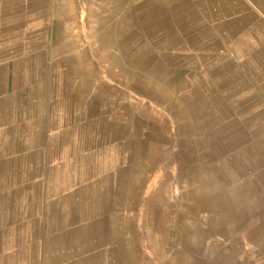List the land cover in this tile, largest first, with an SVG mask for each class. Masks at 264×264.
Wrapping results in <instances>:
<instances>
[{
    "label": "rangeland",
    "instance_id": "obj_1",
    "mask_svg": "<svg viewBox=\"0 0 264 264\" xmlns=\"http://www.w3.org/2000/svg\"><path fill=\"white\" fill-rule=\"evenodd\" d=\"M31 3L0 16V264L104 230L264 264V0Z\"/></svg>",
    "mask_w": 264,
    "mask_h": 264
},
{
    "label": "crops",
    "instance_id": "obj_2",
    "mask_svg": "<svg viewBox=\"0 0 264 264\" xmlns=\"http://www.w3.org/2000/svg\"><path fill=\"white\" fill-rule=\"evenodd\" d=\"M146 1H151L150 7L155 10L154 13L165 14V0ZM31 5L34 7L31 0H0V16L12 18L19 12L32 14L27 11ZM260 247V254L264 256V244ZM49 248L51 250L48 253L34 259V264H139L137 245L130 241L123 242L119 233L116 234L113 230H104L103 239L85 241V250L77 254L71 255V251L66 250V247L61 250Z\"/></svg>",
    "mask_w": 264,
    "mask_h": 264
},
{
    "label": "bare ground",
    "instance_id": "obj_3",
    "mask_svg": "<svg viewBox=\"0 0 264 264\" xmlns=\"http://www.w3.org/2000/svg\"><path fill=\"white\" fill-rule=\"evenodd\" d=\"M53 4V3H52ZM55 4V3H54ZM53 8V7H52ZM102 16V15H101ZM60 18V17H59ZM178 18V17H177ZM62 20V19H61ZM42 23V22H41ZM241 23V22H240ZM63 26V25H62ZM62 28V27H61ZM59 29V28H58ZM95 30H96V28H95ZM62 40V39H61ZM64 40V39H63ZM61 42V41H60ZM141 46V45H140ZM59 48H60V46H59ZM63 48V47H62ZM142 50V49H141ZM62 52V51H61ZM77 59V58H76ZM77 61V60H76ZM84 64V63H83ZM138 64V63H137ZM77 66V65H76ZM70 67V66H69ZM143 70V69H142ZM73 74V73H72ZM215 178V177H214ZM214 187V186H213ZM193 190V189H192ZM159 194V193H158ZM192 195V194H191ZM215 196V195H214ZM212 197V196H211ZM191 198V197H190ZM219 198H220V196H219ZM215 199V198H214ZM185 205V204H184ZM223 209V208H222ZM149 211V210H148ZM150 221V220H149ZM227 222V221H226ZM232 223V222H231ZM230 224V223H229ZM192 227V226H191ZM186 240L187 239H185L184 240V242H186ZM195 240V239H194ZM197 243V242H196ZM166 246V245H165ZM191 246V245H190ZM231 249V248H230ZM228 251H229V249H228ZM211 253V252H210ZM227 254V253H226ZM233 254V253H232ZM216 256H217V254H216ZM182 257V256H181ZM181 257H180V255H179V253H176V254H174V260H175V263L174 264H182L181 262H182V259H181ZM171 261V260H170ZM217 261V260H216ZM173 264V263H172Z\"/></svg>",
    "mask_w": 264,
    "mask_h": 264
}]
</instances>
